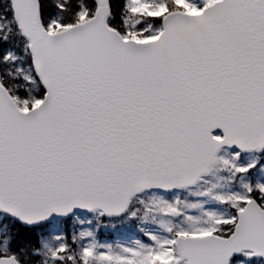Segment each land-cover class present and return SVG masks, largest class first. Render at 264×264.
Here are the masks:
<instances>
[{
	"label": "snow or ice",
	"instance_id": "6c2138e0",
	"mask_svg": "<svg viewBox=\"0 0 264 264\" xmlns=\"http://www.w3.org/2000/svg\"><path fill=\"white\" fill-rule=\"evenodd\" d=\"M0 264H264V0H0Z\"/></svg>",
	"mask_w": 264,
	"mask_h": 264
},
{
	"label": "rangeland",
	"instance_id": "374dc122",
	"mask_svg": "<svg viewBox=\"0 0 264 264\" xmlns=\"http://www.w3.org/2000/svg\"><path fill=\"white\" fill-rule=\"evenodd\" d=\"M67 228L68 227L66 226L65 227L66 232H67ZM68 229H70L71 230V233H72V225H71V223H70V228H68ZM104 233L106 235L103 236V237L100 236V234H99V238H100V240L102 242H110V243H112V242H116V241H118V240L121 239V235L118 232H114V231L109 230V229H104ZM138 238L144 239V237H142V236H139Z\"/></svg>",
	"mask_w": 264,
	"mask_h": 264
},
{
	"label": "trees",
	"instance_id": "16d2710c",
	"mask_svg": "<svg viewBox=\"0 0 264 264\" xmlns=\"http://www.w3.org/2000/svg\"><path fill=\"white\" fill-rule=\"evenodd\" d=\"M68 228H70V223L68 225H66ZM67 228V233H70V229ZM70 238V237H69Z\"/></svg>",
	"mask_w": 264,
	"mask_h": 264
}]
</instances>
